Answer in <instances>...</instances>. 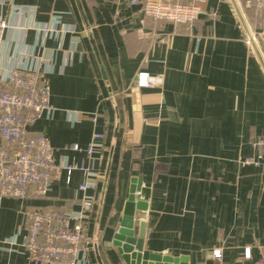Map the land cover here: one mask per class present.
Masks as SVG:
<instances>
[{
	"label": "crops",
	"instance_id": "1",
	"mask_svg": "<svg viewBox=\"0 0 264 264\" xmlns=\"http://www.w3.org/2000/svg\"><path fill=\"white\" fill-rule=\"evenodd\" d=\"M202 9L188 26L127 0H0V17L28 28L6 30L0 70L39 57L48 72L55 111L30 134L48 138L56 162L97 175L88 189L96 198L85 224L88 264H124L110 242L138 183L132 212L145 213L144 250L205 264L220 249L214 264H264V160L244 163L264 134V50L248 44L264 18L241 0H205ZM52 11L73 32L42 38L32 28ZM139 70L162 74L163 83L136 87ZM94 131L104 148L91 162L85 148ZM85 180L79 170L69 179L63 172L46 197L4 199L0 264H34L20 246L22 210H77Z\"/></svg>",
	"mask_w": 264,
	"mask_h": 264
},
{
	"label": "built area",
	"instance_id": "2",
	"mask_svg": "<svg viewBox=\"0 0 264 264\" xmlns=\"http://www.w3.org/2000/svg\"><path fill=\"white\" fill-rule=\"evenodd\" d=\"M205 0H127L130 5H141L143 12L155 19L175 24L194 25L203 12ZM243 7L259 13L264 18V0H241ZM8 28L27 30L26 26L10 24L0 17V51L4 34ZM42 38L73 32L65 29L59 13L52 11L49 21L32 26ZM248 44L260 54L264 50V26L249 31ZM38 57L32 67L9 66L0 70V207L6 198L25 200L46 197L52 183L63 172L67 179L75 170L81 171L86 180L78 190L81 197L75 199L77 210L26 208L22 210L26 234L20 246L27 259L34 264H88L85 251V224L91 217L95 196L88 193L94 189L96 173L84 164L60 161L54 158V148L43 134L32 135L29 126L42 116H51L55 107L50 103V85ZM162 74H151L139 70L135 76V86L150 88L163 83ZM97 121V116H92ZM104 134L94 131L85 152L91 162L104 148ZM255 155L244 160L246 164L260 165L264 160V134L252 140ZM72 150H79L77 144ZM14 244L13 239L6 241ZM264 255V247H261ZM249 256V252L245 253ZM213 257L220 260V249L213 251Z\"/></svg>",
	"mask_w": 264,
	"mask_h": 264
},
{
	"label": "water",
	"instance_id": "3",
	"mask_svg": "<svg viewBox=\"0 0 264 264\" xmlns=\"http://www.w3.org/2000/svg\"><path fill=\"white\" fill-rule=\"evenodd\" d=\"M139 189L132 186L125 205L124 213L119 221V227L114 232L110 245L116 247L120 260L124 264H188L184 256L173 257L169 255L155 254L143 249L142 230L144 226L145 213L132 212V204L135 202L134 192ZM136 206V205H135ZM137 210H145V205L138 202ZM146 230V234H147ZM205 264H214L213 252L210 251Z\"/></svg>",
	"mask_w": 264,
	"mask_h": 264
}]
</instances>
